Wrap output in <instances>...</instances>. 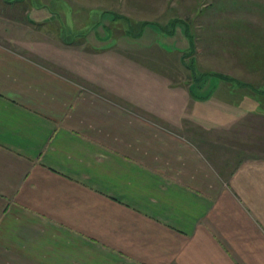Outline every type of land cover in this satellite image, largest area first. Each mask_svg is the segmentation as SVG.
Masks as SVG:
<instances>
[{"label":"crops","instance_id":"1","mask_svg":"<svg viewBox=\"0 0 264 264\" xmlns=\"http://www.w3.org/2000/svg\"><path fill=\"white\" fill-rule=\"evenodd\" d=\"M12 1L0 3V264H264V112L209 116L109 53L41 35Z\"/></svg>","mask_w":264,"mask_h":264},{"label":"rangeland","instance_id":"2","mask_svg":"<svg viewBox=\"0 0 264 264\" xmlns=\"http://www.w3.org/2000/svg\"><path fill=\"white\" fill-rule=\"evenodd\" d=\"M12 2L16 20L45 23L41 35L109 53L129 78L158 85L176 100L207 102L209 116L264 112V0Z\"/></svg>","mask_w":264,"mask_h":264},{"label":"trees","instance_id":"3","mask_svg":"<svg viewBox=\"0 0 264 264\" xmlns=\"http://www.w3.org/2000/svg\"><path fill=\"white\" fill-rule=\"evenodd\" d=\"M158 26H159V25H158ZM159 27H160V26H159ZM130 33L132 34V30L129 31V34H130ZM141 34H142V32H138V35H141ZM205 75H207V74H206V73L201 74L199 80L201 81V80L205 77ZM216 76H218V77H220V78H224V79L226 78V76H222V75H217V74H216ZM230 80H231V79H230Z\"/></svg>","mask_w":264,"mask_h":264}]
</instances>
